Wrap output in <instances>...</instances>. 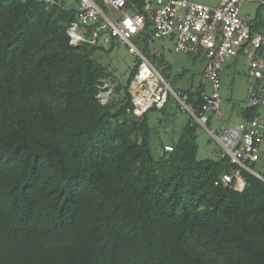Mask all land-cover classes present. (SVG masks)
<instances>
[{"label": "trees", "instance_id": "16d2710c", "mask_svg": "<svg viewBox=\"0 0 264 264\" xmlns=\"http://www.w3.org/2000/svg\"><path fill=\"white\" fill-rule=\"evenodd\" d=\"M76 12L0 0V264H264V180L221 183L234 166L197 160L192 119L156 160L146 114L130 112L136 66L103 104L110 74L95 54L116 45L71 47ZM149 30L147 15L143 39ZM140 49L168 78L163 55ZM206 88L181 93L199 110Z\"/></svg>", "mask_w": 264, "mask_h": 264}, {"label": "built area", "instance_id": "2783aa9c", "mask_svg": "<svg viewBox=\"0 0 264 264\" xmlns=\"http://www.w3.org/2000/svg\"><path fill=\"white\" fill-rule=\"evenodd\" d=\"M48 2L49 0H44ZM76 0L75 20L68 27L69 45L81 48L85 44L109 48L124 45L136 59V72L130 83L132 108L130 112L142 117L149 110L162 111L170 95L190 118L207 130L221 149V156L234 166L224 172L221 183L233 184L242 191L245 181L240 172H249L264 179L252 169L259 159L258 143L263 139L264 119L253 116L247 120L221 126L218 132L208 129L211 117L219 119L221 100V71L224 65L240 56L248 65V107H264V34L251 29V17L242 15L244 4L264 0H222L209 6L191 0ZM150 19L148 38L143 39L146 16ZM91 30V31H90ZM168 39L174 51L192 57L204 56L203 72L207 90L197 110L189 96L172 90L166 80L140 49L138 42L152 44ZM99 97V96H98ZM101 101V100H100ZM129 111V110H128ZM171 145L164 152H172Z\"/></svg>", "mask_w": 264, "mask_h": 264}, {"label": "rangeland", "instance_id": "374dc122", "mask_svg": "<svg viewBox=\"0 0 264 264\" xmlns=\"http://www.w3.org/2000/svg\"><path fill=\"white\" fill-rule=\"evenodd\" d=\"M192 1L205 5H218L222 0ZM260 7L256 1L244 4L241 14L250 16L252 25L256 26L257 32L264 34V7ZM258 9L260 11L257 14ZM142 43L143 40L139 41L138 45L141 46ZM150 49L152 54H162L165 62L170 66L171 71L168 73V78L164 79L175 92L186 91L191 89L193 85L205 83L203 79L205 69L203 55L195 58L176 53L173 43L168 39L154 41L150 45ZM95 58L100 64L107 67L110 74L101 86L99 99L103 104L111 101L117 102L123 95V87L127 83L131 70L136 65V59L121 44L116 45L110 52L98 51L95 54ZM240 60L238 63L232 62L231 67L222 72L220 89L222 105L219 112L221 117L217 120H215V117H211V124L208 126L211 131L216 132L219 127L232 123L234 119L231 117L232 112L244 108L247 104L248 81L246 79V62L243 59ZM155 65L160 71L161 65L158 62ZM117 88L121 89L120 93L116 92ZM146 116L152 130L150 147L153 157L157 160L163 154L164 145L174 144L179 138L183 127L191 118L187 112L179 107L172 95H170L163 111L152 109L146 113ZM196 134L197 160L217 159L220 155L219 147L207 130L198 126ZM252 168L256 173L264 175V139L260 145L259 159Z\"/></svg>", "mask_w": 264, "mask_h": 264}, {"label": "crops", "instance_id": "0c3cea01", "mask_svg": "<svg viewBox=\"0 0 264 264\" xmlns=\"http://www.w3.org/2000/svg\"><path fill=\"white\" fill-rule=\"evenodd\" d=\"M65 2H66V4H67V6H69V7H71V6H73V7H77V2H76V0H64ZM192 1V0H191ZM209 6H216V5H209ZM151 53H152V51H151ZM160 53H158V54H156V55H159ZM197 58V57H196ZM240 59H243L242 57H240V56H238V57H236V58H234L233 60H231V61H229V62H227L225 65H224V67H223V70L221 71V75H222V72L225 70V69H228V68H230L231 66V63L232 62H234V63H238L239 61H241ZM205 60V59H204ZM244 60V59H243ZM245 61V60H244ZM246 62V61H245ZM245 67H246V79H247V81H248V83H249V74H248V65H247V62L245 63ZM220 75V76H221ZM221 79H222V76H221ZM200 84V83H199ZM199 84H197V85H199ZM205 85H206V87H207V84L206 83H204ZM197 85H193V87L194 86H197ZM208 89V88H207ZM206 89V90H207ZM247 100H248V95H247ZM246 103H247V101H246ZM247 107V104H246V106L244 107V108H241L240 110H238V111H233L232 112V116L231 117H233L234 119H233V121L232 122H234V123H237V122H241V121H243V120H245V118H244V116H243V114H242V110L243 109H245ZM254 115L255 116H260L261 118H264V107H255V111H254ZM220 130V127L216 130V132H218ZM262 132H263V139H264V128H263V130H262ZM262 139V140H263ZM262 140L258 143V149H259V151H260V145H261V143H262ZM167 145H171L172 146V144H167ZM218 145V144H217ZM164 146H166V145H164ZM219 147V146H218ZM219 151H220V155H219V157L217 158V159H219L220 157H221V149H220V147H219ZM216 160V159H215Z\"/></svg>", "mask_w": 264, "mask_h": 264}, {"label": "water", "instance_id": "95a60500", "mask_svg": "<svg viewBox=\"0 0 264 264\" xmlns=\"http://www.w3.org/2000/svg\"><path fill=\"white\" fill-rule=\"evenodd\" d=\"M264 180V179H263Z\"/></svg>", "mask_w": 264, "mask_h": 264}]
</instances>
